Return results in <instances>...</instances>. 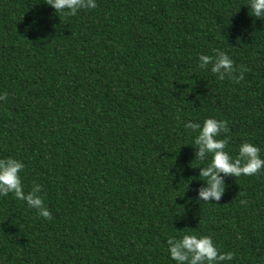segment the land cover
I'll return each instance as SVG.
<instances>
[{"label":"trees","instance_id":"1","mask_svg":"<svg viewBox=\"0 0 264 264\" xmlns=\"http://www.w3.org/2000/svg\"><path fill=\"white\" fill-rule=\"evenodd\" d=\"M75 16L0 0V158L25 165L50 219L0 197V264H176L167 240L210 236L224 264H264V169L204 202L198 130L264 159V20L247 0H96ZM224 51L240 78L199 68Z\"/></svg>","mask_w":264,"mask_h":264},{"label":"clouds","instance_id":"2","mask_svg":"<svg viewBox=\"0 0 264 264\" xmlns=\"http://www.w3.org/2000/svg\"><path fill=\"white\" fill-rule=\"evenodd\" d=\"M46 4L67 16H75L78 10L95 9L96 0H46ZM248 9L252 16L264 20V0H247ZM199 68L207 69L217 75L219 79L225 76L232 77L237 71L240 78L247 71L245 66L239 69L234 67L233 60L224 51L215 50L214 56L201 54ZM7 94H0V101L6 100ZM186 129L198 130L194 144L196 160L205 161L211 156L210 162L199 167V179L205 185L198 190V197L204 202L219 201L225 191L224 177L241 175H253L264 169V159L260 156V149L250 142H244L239 146L238 155L232 157L226 151L227 139H220L221 133L228 131L227 122L215 118H207L200 123L188 121ZM25 165L22 161L13 157L0 158V197H6L10 193L17 200L23 201L29 208L35 209L39 216L50 219L51 213L44 205L41 196V185L33 184L30 191H24L21 171ZM168 253L176 264H224L232 260L231 252H220L210 236L184 233L167 240Z\"/></svg>","mask_w":264,"mask_h":264}]
</instances>
